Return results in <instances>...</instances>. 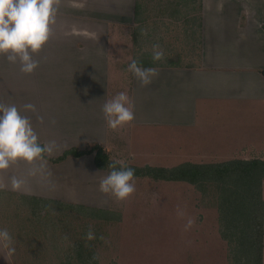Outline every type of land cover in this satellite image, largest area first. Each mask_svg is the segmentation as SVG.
Here are the masks:
<instances>
[{
  "label": "crops",
  "instance_id": "crops-1",
  "mask_svg": "<svg viewBox=\"0 0 264 264\" xmlns=\"http://www.w3.org/2000/svg\"><path fill=\"white\" fill-rule=\"evenodd\" d=\"M57 7L50 39L33 57L39 67L32 74L22 73L19 64L0 56V105H15L28 117L38 142L49 149V158L94 144L112 158L115 150L110 149L102 107L121 91L120 75L126 72L133 129L187 131L199 139L191 143L201 147H213L221 136L249 153L241 160L264 159L248 151L249 145L241 142L243 134L223 135L216 126L211 135L214 123L229 117L205 113L219 103H264V0H57ZM154 45L163 51L162 66L147 62L153 60ZM183 57L194 61L181 64ZM133 59L142 68L156 70L148 85L142 86L126 70ZM29 103L34 112L24 110ZM236 128L243 133L242 126ZM213 138L214 143L209 140ZM175 154H168L169 165ZM178 159L185 161L180 164L196 163ZM75 169L79 173L83 169L85 175L105 173L95 167L94 155L58 165L43 158L30 164L18 161L0 170V191L14 199L89 206L84 200L100 183L83 178ZM13 178L21 181L19 189L12 188ZM0 250L8 263L16 259Z\"/></svg>",
  "mask_w": 264,
  "mask_h": 264
},
{
  "label": "rangeland",
  "instance_id": "rangeland-1",
  "mask_svg": "<svg viewBox=\"0 0 264 264\" xmlns=\"http://www.w3.org/2000/svg\"><path fill=\"white\" fill-rule=\"evenodd\" d=\"M193 58L183 57L181 64L193 62ZM147 62L154 61L148 59ZM165 62L166 59L162 58L160 61H155L154 64L162 66ZM120 76L122 78L120 82L123 83V85H119L120 92L123 91L129 96L127 91H129L130 74L124 72ZM120 92L118 91V93ZM111 94L114 95L113 90ZM259 104L219 103L218 106H209L206 114L229 117L217 122L218 124L214 123L215 126L210 130L213 131L211 135L217 131L216 126H218L217 133L223 135L243 134L241 142L243 145H249L248 151L264 156V103ZM199 107V111H201V106ZM243 116L249 119L247 118L248 120L244 122L237 121L236 117ZM230 118L233 121L229 122ZM220 119L222 118L220 117ZM236 126H242L243 133L242 129L239 130ZM189 133L176 129L166 131L157 127L136 130V128L133 129L131 123L116 130L109 128L110 149L115 150L111 160L123 167L163 168L185 162L177 161L179 157L183 158L182 160L203 162L204 164L223 163L249 155V153L238 149L239 144L232 143L230 145V141L221 136L217 137V140L209 139L213 143L216 140L213 147H201L198 145L197 136H191ZM194 141L198 143L192 144L191 142ZM178 150L181 151L180 154H178ZM173 152L176 154L171 156L169 165L168 154ZM46 157L52 159L47 155ZM199 157L202 160L198 159ZM174 161L177 163H173ZM76 173L98 183L108 174L105 172L102 176H95L93 173L85 175L83 169L80 173L77 171ZM92 181L88 180L87 182ZM89 194L88 197L85 196L89 200H84V205H89L87 207H92V204L100 206L101 209L104 208V210L117 214L120 221L111 224L97 221L88 222L82 217L78 218L65 213L66 219L69 220V228L64 229L61 234L66 236L68 233V236L73 240L74 237L78 239L82 235L81 230H85L87 226H90V230L94 229V232L96 229L98 240H100L96 244L99 264H231L228 246L219 237L216 208H204L206 205L209 206V202L204 203L201 194L188 184L155 182L148 178L135 179V191L124 201L117 200L111 194L101 192L100 188L95 190L93 187ZM81 196L79 194V197ZM12 198L2 196L0 205L1 228H6L8 231L11 230L10 225L16 227L19 225L18 223H23L28 216L27 213L12 219L10 217L7 223L3 222L6 210L14 212V207L9 204ZM61 213H52L53 215L49 218L50 225L55 223ZM31 218L33 217L31 216ZM189 220L192 221V225L190 228H186ZM35 221L32 219V222ZM40 222L44 224L43 227L34 224L31 226V221L26 222V230L31 234L28 244L30 242L31 246L24 247L17 243L18 247L14 254L16 259H10V263L5 260L0 250V264H59L51 250L45 248L44 244L42 249L40 245L36 244L38 240L46 242L44 238L45 231H47L45 225L49 224L46 219ZM56 228L57 226L51 227L50 231H55ZM13 242L16 243L15 240ZM45 244L48 246L47 243ZM36 246L40 249H36ZM44 248L47 250L46 253Z\"/></svg>",
  "mask_w": 264,
  "mask_h": 264
},
{
  "label": "trees",
  "instance_id": "trees-1",
  "mask_svg": "<svg viewBox=\"0 0 264 264\" xmlns=\"http://www.w3.org/2000/svg\"><path fill=\"white\" fill-rule=\"evenodd\" d=\"M42 146V145H41ZM94 155L95 167L104 172H110L108 166L114 164L117 168L122 167L111 160L108 152L100 145L94 144L83 150L70 149L57 158L48 159L46 152L42 158L47 159L53 165L61 164L70 158H81ZM135 179L148 178L155 182L185 183L192 186L202 196L204 203L214 206L218 212L219 235L229 249L231 264H263L264 254V159L254 158L250 160L235 159L223 163L196 164L191 162L182 163L174 168L160 167H135ZM6 194L0 191V205L2 196ZM14 207V212L6 210L4 215L7 223L9 218L20 217L28 213L23 223L16 227L10 224V234L15 240L14 247L19 245L31 246L30 232L26 230V222L31 221V226H44L40 221L47 220L44 238L46 242L37 241V245L44 244L45 248L54 253L59 264H99L97 254L98 236L96 229H91L94 239H87L86 234L90 226L81 230L82 235L77 239L70 238L61 232L69 228V220L66 214L82 217L88 222H103L111 224L119 222L120 217L108 210L74 205L63 202L40 200L31 197H17L9 203ZM61 213L55 223L50 225L51 216ZM53 213V214H52ZM3 216V214H2ZM31 216L33 218H31ZM32 219L36 220L32 222ZM8 220V221H7ZM12 224V223H11ZM0 223V228H1ZM30 226V227H31ZM55 231H50L55 227ZM28 227V228H30ZM32 237V236H31ZM58 243H57V241ZM47 243L48 246L45 244ZM44 251L46 253V249ZM36 249H40L36 246ZM17 250V248H16ZM42 256V254H40ZM44 257V256H43ZM42 257V258H43ZM45 258V257H44Z\"/></svg>",
  "mask_w": 264,
  "mask_h": 264
},
{
  "label": "clouds",
  "instance_id": "clouds-1",
  "mask_svg": "<svg viewBox=\"0 0 264 264\" xmlns=\"http://www.w3.org/2000/svg\"><path fill=\"white\" fill-rule=\"evenodd\" d=\"M58 11L57 0H0V56L9 63L19 64V69L26 75L32 74L38 67L33 57L47 44L51 36V26L55 23ZM163 51L158 45L153 46L152 59L160 61ZM131 72L141 83L148 85L156 75L154 68H142L133 59L128 65ZM25 111H35L31 103L23 106ZM102 112L107 126L116 130L134 120V111L129 96L120 92L107 100ZM49 151L41 146L27 116L21 115L15 105H0V170L8 169L12 164L23 161L32 163L42 159ZM111 171L101 179L100 191L111 194L120 201L128 199L135 191V173L132 168L108 166ZM21 181L12 179V188L19 189ZM189 220L186 228H190ZM91 240V230L86 234ZM0 249L6 257H12L16 248L13 237L6 228H0Z\"/></svg>",
  "mask_w": 264,
  "mask_h": 264
}]
</instances>
